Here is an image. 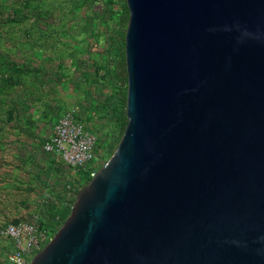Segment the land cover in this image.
Segmentation results:
<instances>
[{"label":"water","instance_id":"95a60500","mask_svg":"<svg viewBox=\"0 0 264 264\" xmlns=\"http://www.w3.org/2000/svg\"><path fill=\"white\" fill-rule=\"evenodd\" d=\"M127 119L30 264H264V0H127Z\"/></svg>","mask_w":264,"mask_h":264},{"label":"rangeland","instance_id":"374dc122","mask_svg":"<svg viewBox=\"0 0 264 264\" xmlns=\"http://www.w3.org/2000/svg\"><path fill=\"white\" fill-rule=\"evenodd\" d=\"M128 21L127 0H0V264H11L5 227L34 222L49 244L116 152ZM70 110L96 137L85 167L44 149Z\"/></svg>","mask_w":264,"mask_h":264},{"label":"built area","instance_id":"2783aa9c","mask_svg":"<svg viewBox=\"0 0 264 264\" xmlns=\"http://www.w3.org/2000/svg\"><path fill=\"white\" fill-rule=\"evenodd\" d=\"M96 143L95 135L79 121L75 110H70L59 120L44 149L67 165L79 168L94 160ZM3 234L12 243L11 264H30L49 241L46 232L30 221L9 224Z\"/></svg>","mask_w":264,"mask_h":264},{"label":"trees","instance_id":"16d2710c","mask_svg":"<svg viewBox=\"0 0 264 264\" xmlns=\"http://www.w3.org/2000/svg\"><path fill=\"white\" fill-rule=\"evenodd\" d=\"M128 19H129V12H128ZM125 54V53H124ZM126 96H127V92H126V94H125ZM125 117H126V115H125Z\"/></svg>","mask_w":264,"mask_h":264}]
</instances>
